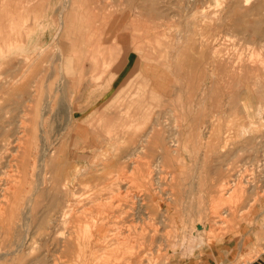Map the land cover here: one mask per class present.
Segmentation results:
<instances>
[{"label":"rangeland","instance_id":"1","mask_svg":"<svg viewBox=\"0 0 264 264\" xmlns=\"http://www.w3.org/2000/svg\"><path fill=\"white\" fill-rule=\"evenodd\" d=\"M165 1L124 0L121 9L102 10L111 0H0V188L8 180L23 183L6 218L0 214V264H169L172 256L213 250L236 230L247 209L250 214L261 203L264 0L248 5L236 0L230 19L224 2L218 3L210 24L198 20L213 9L194 11L181 23H149L150 3L156 8ZM155 8L154 16H187L185 9ZM118 10L124 25L115 22ZM118 27L124 29L117 33ZM123 32V44H117ZM153 32H162L161 38L154 39ZM165 33L185 38L176 42ZM182 46L188 56H172ZM131 49L141 54V65L125 92L105 118L100 108L87 115L85 108L112 83L113 68ZM154 65L160 69L153 71ZM155 76L159 83L167 78L162 91L154 88ZM33 129L41 156L36 176L28 173L21 180L12 152L1 159L3 144L18 148L22 132L29 130V139ZM151 142L156 151L146 148ZM67 206L73 212L64 224ZM93 218L99 232L84 257L72 253L75 247L71 257L64 255L66 242H55L57 231L76 234ZM109 232L118 235L103 241ZM25 235L39 239L38 245L17 248Z\"/></svg>","mask_w":264,"mask_h":264},{"label":"crops","instance_id":"2","mask_svg":"<svg viewBox=\"0 0 264 264\" xmlns=\"http://www.w3.org/2000/svg\"><path fill=\"white\" fill-rule=\"evenodd\" d=\"M221 2H224V6L228 8V14L230 19L232 9L236 8V0H166L164 5L156 8V3H150L148 7L149 14L147 15V17H149V23L151 24H173L181 23L183 20H191L193 18V12L199 9H213L211 15L209 14L208 16H199L200 21L198 20V22H206L207 24H210L211 22H213L215 14L214 9H216L219 6L218 3L221 4ZM123 5L124 0H111V2L106 4L104 2V4H102L100 8L103 10L104 8L111 6L121 9ZM154 8L159 10L161 8H165L166 10L185 9L187 12V16L184 18L178 17L177 13L164 15L160 13L159 15L154 16ZM116 16L117 19L115 22L120 25H124L126 21L125 15H121L118 10ZM225 18L226 15H224V19ZM156 28L157 26L155 27V29ZM121 29H124V27H118L117 33ZM161 34L162 32H153L152 37H154V39H160L161 37H159V35ZM164 36L165 38L173 37L172 40H175L176 42H179L180 40H183V38H185L184 36L174 37V35L170 33H165ZM117 37V44L122 45L123 40L125 39L124 32L120 33V35H117ZM168 45L170 44H167V46ZM187 50L188 49L186 47L182 46L177 49L176 52L173 51L174 53L172 54V56H188L189 53ZM140 56L141 54H138L132 49L129 53H127V56L124 54L123 60L120 62L118 61L117 67L113 68V71L115 70L116 73L112 83H109L99 95H94V98H92L90 104H88V106L85 108V111H87V115L94 114L96 110L100 108L101 117L105 118V113H108L106 112V110L113 106L115 102L114 100L120 99L118 95H121L122 92H125L129 83V79H131L132 76L134 77L135 73L140 68ZM131 57L133 58L130 59ZM152 69L153 71H157L160 68L158 66H155L152 67ZM119 79L120 81H118ZM154 80V88H156L155 90L158 89L162 91L163 89H165V85L162 84H166V77L159 78L161 83L158 82V77L156 76ZM114 81L115 83L118 82L116 86H114ZM125 103H127V101H125ZM106 117L109 118L108 114ZM152 145L153 144H149V146L147 147L150 152L156 151L155 146ZM125 151L129 152L131 151V149L128 148ZM124 162H128V160H124ZM124 166L131 167L133 166V164L126 163L124 164ZM213 248V250L204 249L202 252H196L192 256H172L169 264H240L241 259L243 257L248 256L254 257V259L252 260L253 264H264V197L261 199V203L258 204L250 214H248L247 209L236 230L230 233L222 242L215 243V245H213Z\"/></svg>","mask_w":264,"mask_h":264},{"label":"bare ground","instance_id":"3","mask_svg":"<svg viewBox=\"0 0 264 264\" xmlns=\"http://www.w3.org/2000/svg\"><path fill=\"white\" fill-rule=\"evenodd\" d=\"M251 2V0H245V3H246V5H248L249 3ZM251 4V3H250ZM94 34V33H93ZM236 55V54H235ZM238 55V54H237ZM191 56V55H190ZM216 56V55H215ZM189 58V57H188ZM191 58V57H190ZM220 58V57H219ZM231 58V57H230ZM236 58H237V56H236ZM252 58V57H251ZM224 59V58H223ZM233 59V58H232ZM231 59V60H232ZM230 60V61H231ZM198 61V60H197ZM250 61H252V59L250 60ZM191 62H193V60L191 61ZM233 62V61H232ZM247 62V61H246ZM194 63V62H193ZM187 64V63H186ZM195 64V63H194ZM199 64V63H198ZM197 63L195 64V65H198ZM190 66H192V65H190ZM196 68H197V66H196ZM194 70H195V68H194ZM193 70V71H194ZM190 71H192V68L190 69ZM190 71H189V73H190ZM108 72V71H107ZM192 73V72H191ZM192 75V74H191ZM195 84V83H194ZM48 100V99H47ZM137 100H138V98H137ZM134 101V100H133ZM139 101H141V100H139ZM49 102V101H48ZM60 102V101H59ZM137 102V101H136ZM47 103V102H46ZM51 103V102H50ZM49 103V104H50ZM228 103V102H227ZM46 105V104H45ZM51 105V104H50ZM244 109L246 110V111H248L249 110V106H248V92H247V97L244 99ZM46 106H48V105H46ZM54 106V105H53ZM58 106H59V104H58ZM50 109V108H49ZM139 109V108H138ZM48 111V110H47ZM127 112H129V111H127ZM125 115V114H124ZM126 115H127V113H126ZM128 115H130V112H129V114ZM166 115V114H165ZM47 116H48V114H47ZM43 117V116H42ZM157 117V116H156ZM167 117V116H166ZM125 118H127L126 116H125ZM129 118V117H128ZM151 118V117H150ZM160 118V117H159ZM41 119H43V118H41ZM153 119V118H152ZM168 121V120H167ZM110 122V121H109ZM156 122V121H155ZM177 122V121H176ZM157 123H158V121H157ZM147 124V123H146ZM166 124H168L167 122H166ZM157 125V124H156ZM193 125V124H192ZM167 126V125H166ZM177 126V125H176ZM156 127H158V126H156ZM184 127V126H183ZM182 127V128H183ZM74 128V127H73ZM167 128V127H166ZM30 129V128H29ZM245 129V128H244ZM246 129H248V128H246ZM161 129L159 128V131H160ZM27 131H29V130H25V131H23L22 132V137H19V146H18V148H17V146L15 147V148H11L10 147V145H11V142L9 143V141H5V143L3 144V152H2V154H3V156H2V158L1 159H3V158H5V159H7V156H6V154H10L11 152V154L13 155L12 157H13V160L14 161H16V159L19 161H17L18 163H19V165H17V167H16V165H15V167H16V171H17V173H19L20 175H19V177H20V179L22 180V178L24 179V177L26 178L27 177V174L29 173L30 175H31V177H35L36 176V166H37V160H38V158L41 156L40 155V151H39V145H38V135H36L35 134V131H34V129L31 131V138L29 137V139L27 138V136L29 135V133L28 134H26L27 133ZM26 132V133H25ZM150 132H151V130H150ZM153 132V131H152ZM161 132V131H160ZM190 132V131H189ZM247 132V131H246ZM21 133V132H20ZM97 133V132H96ZM192 133V132H191ZM17 134H19V132L17 133ZM75 134V133H74ZM95 134V133H94ZM154 134V133H153ZM79 136V135H78ZM177 136V135H176ZM150 137H152V136H150ZM174 137H175V134H174ZM144 139V138H143ZM148 139H149V137H148ZM169 139H170V137H169ZM172 139V138H171ZM17 140V139H16ZM137 140V139H136ZM176 140V139H175ZM4 141V140H3ZM144 141V140H143ZM149 141V140H148ZM17 142V141H16ZM30 143L32 144L31 146H30ZM143 143V142H142ZM149 143H150V141H149ZM175 143V142H174ZM173 143V144H174ZM264 143V142H263ZM151 144H152V142H151ZM176 144V143H175ZM174 144V145H175ZM179 144V143H178ZM144 145V144H143ZM151 146V145H150ZM153 146V145H152ZM155 146H157V144L155 145ZM179 146V145H178ZM146 147V146H145ZM148 147V146H147ZM146 147V148H147ZM165 147V146H164ZM168 147V146H167ZM166 147V148H167ZM132 148V147H131ZM144 148V147H143ZM165 148V149H166ZM169 148V147H168ZM148 149V148H147ZM50 150V149H49ZM146 150V149H145ZM154 150V149H153ZM176 150V149H175ZM9 151H11V152H9ZM57 151V150H56ZM52 153L54 152L55 153V151H51ZM60 152V151H59ZM58 152V153H59ZM126 152V151H125ZM143 152V151H142ZM145 152V151H144ZM143 152V153H144ZM167 152V150L165 151V153ZM177 152V151H176ZM56 154V153H55ZM132 154V153H131ZM168 154V153H167ZM176 154V153H175ZM174 154V155H175ZM74 155V154H73ZM146 155H147V152H146ZM53 156V155H52ZM51 156V157H52ZM59 156H60V154H59ZM140 156V155H139ZM11 157V158H12ZM129 157H131V156H129ZM45 158V157H44ZM139 158V157H138ZM145 158H147V157H145ZM12 160V159H11ZM11 160H8L9 161V163H11ZM41 160V159H40ZM127 160V159H126ZM133 160H135V159H133ZM77 161V160H76ZM130 161H132L131 159H130ZM139 161H141V160H139ZM149 161V160H148ZM42 163H43V161H41ZM40 162V163H41ZM15 163V162H14ZM13 163V164H14ZM140 163V162H139ZM141 163H142V161H141ZM13 164L12 165H8L9 167H12L13 166ZM16 164V163H15ZM137 164V163H136ZM4 165V164H3ZM42 165V164H41ZM142 165V164H141ZM144 165V164H143ZM7 166V165H6ZM81 166V165H80ZM55 167V166H54ZM65 167V166H64ZM144 171H146L148 168L146 167V164L144 165ZM157 167V166H156ZM43 168V167H42ZM58 168V167H57ZM147 168V169H146ZM10 169V168H9ZM13 169V168H12ZM11 169V170H12ZM37 169H39V168H37ZM54 169V168H53ZM64 169V168H63ZM88 169V168H87ZM41 170H43V169H41ZM40 170V171H41ZM142 170V169H141ZM40 171H39V173H40ZM68 171H70V170H68ZM89 171V170H88ZM148 171H149V169H148ZM143 173V172H142ZM145 173V172H144ZM151 173V172H150ZM16 174V173H15ZM51 174V173H50ZM89 174V173H88ZM147 174H149V172H147ZM12 175H13V173H12ZM12 175H10V176H12ZM42 175V174H41ZM40 175V176H41ZM62 175V174H61ZM67 175V174H66ZM9 176V177H10ZM37 176H39V175H37ZM80 176H82V175H80ZM141 176V175H140ZM147 176V175H146ZM149 176V175H148ZM13 177V176H12ZM43 177V176H42ZM41 177V178H42ZM57 177V176H56ZM59 177H61V176H59ZM124 177V176H123ZM145 177V176H144ZM151 177H152V175H151ZM151 177L149 178V177H147V178H149V179H151ZM16 178V177H15ZM14 178V179H15ZM17 178H18V174H17ZM16 178V179H17ZM39 178V177H38ZM169 178V177H168ZM13 179V178H12ZM13 179V180H14ZM15 179V180H16ZM37 179V178H36ZM50 179V178H49ZM64 179V178H63ZM79 179V178H78ZM77 179V180H78ZM146 179V178H145ZM148 179V182L150 181ZM25 180V179H24ZM31 180V179H30ZM61 180V179H60ZM159 180V179H158ZM6 181V180H5ZM11 181V180H10ZM27 181H29V180H27ZM56 181H57V179H56ZM55 181V182H56ZM24 182V181H23ZM41 182V181H40ZM84 182V181H83ZM152 182V181H151ZM150 182V183H151ZM57 183H58V181H57ZM67 183V182H66ZM133 183V182H132ZM23 183H22V181H19V179H18V181L17 182H15V183H13V182H11V183H9V180H8V182L7 183H5L4 184V186H3V188H0V214L1 215H3V216H5L4 217V219L6 218V216L7 215H5V214H7L6 213V211H7V209L10 207V206H12L11 204H12V200L14 201V199H16V197H17V195H19V194H21L22 193V190H23V185H22ZM37 185H38V182L36 183ZM42 184V183H41ZM59 184V183H58ZM63 184H64V182H63ZM156 184V183H155ZM168 184V183H167ZM118 185V184H117ZM235 185V184H234ZM154 186V185H153ZM40 187V186H39ZM62 187V185L60 186V188ZM69 187V186H68ZM82 187V186H81ZM52 188V187H51ZM50 188V189H51ZM64 188H67V187H65L64 186ZM84 188H85V186H84ZM113 188H115V187H113ZM231 188V187H230ZM34 189V188H33ZM36 189H38V188H36ZM229 189V188H228ZM58 190V189H57ZM66 190V189H65ZM111 190L113 191V189L111 188ZM116 190V189H115ZM144 190V189H143ZM174 190V189H173ZM225 190H227V188L225 189ZM39 191V190H38ZM230 191H231V189H230ZM35 192V191H34ZM33 192V193H34ZM37 192V191H36ZM66 192V191H65ZM39 193V192H38ZM227 193V192H226ZM230 193V192H229ZM229 193H227V194H229ZM37 194V193H36ZM76 194H78V193H76ZM99 195V194H98ZM161 195V194H160ZM128 196V195H127ZM133 196V195H132ZM93 197V196H92ZM96 197V196H95ZM94 197V198H95ZM136 197V196H135ZM99 198V197H98ZM97 198V199H98ZM100 199H101V197H100ZM53 200V199H52ZM60 200V199H59ZM93 200V199H92ZM99 200V199H98ZM102 200H103V198H102ZM137 200V199H136ZM18 201V200H17ZM95 201V200H94ZM142 201V199L141 198H139L138 200H137V203L136 204H138L137 206H139L140 205V203H142L141 202ZM79 202V201H78ZM100 202V201H99ZM30 203V202H29ZM33 203V202H32ZM96 203H97V201H96ZM101 203H103V202H101ZM105 204V203H104ZM37 205V204H36ZM70 205V204H69ZM71 206V205H70ZM75 206V205H74ZM102 206V205H101ZM134 206V205H133ZM103 207V206H102ZM13 208V207H12ZM15 208V207H14ZM35 209H36V207H34ZM74 208V207H73ZM103 209V208H102ZM119 209V208H118ZM135 209V208H134ZM99 210V209H98ZM97 210V211H98ZM106 210V209H105ZM141 210V209H140ZM11 211V210H10ZM14 211V210H13ZM13 211H12V213H13ZM16 211V210H15ZM34 211V210H33ZM107 211V210H106ZM139 211V210H138ZM19 212H20V210H19ZM71 212H73L70 208H68V206L67 207H65V209H64V211H63V215H61V218H63V220H62V222L64 223V224H69V222H70V215H71ZM83 212V211H82ZM107 213H108V211H107ZM20 214V213H19ZM73 214V213H72ZM81 214V213H80ZM84 214V213H83ZM86 214V213H85ZM142 214V213H141ZM0 215V216H1ZM12 215V214H11ZM11 215H10V217H11ZM53 215V214H52ZM91 215V214H90ZM89 215V217L91 218V216ZM93 215V214H92ZM100 215V214H99ZM72 216V215H71ZM79 216V215H78ZM101 216V215H100ZM84 217V216H83ZM99 217V216H98ZM97 217V218H98ZM147 217V216H146ZM12 218H14V216H12ZM11 218V219H12ZM81 218H82V216H81ZM101 218V217H100ZM99 218V219H100ZM140 218V217H139ZM0 219H3V218H0ZM14 219H16V218H14ZM223 219V218H222ZM13 220V219H12ZM17 220V219H16ZM81 220V219H80ZM90 220H92V219H90ZM139 220V219H138ZM144 220V219H143ZM153 220V219H152ZM73 221V220H72ZM103 221H104V219H103ZM9 222V221H8ZM51 222V221H50ZM61 222V223H62ZM89 222V221H88ZM88 222H86L85 224H81L80 226H78L77 228H76V230H77V233L76 234H73L72 232H69V234H67L66 236H65V234H64V232H60L61 230H59V231H57L58 232V234L59 235H56L57 236V238L55 239V242H57V240H58V238L60 239V240H62V239H65V248H66V250H65V254L64 255H66L67 254V256H70V252L73 250L72 249V247H75V248H77V250H73L72 251V253H74V252H76V254H75V256L77 255V257L81 260L82 259V257H84V255H85V251H86V247L89 245L88 243L90 242V240H91V238H95V233H97V232H99V230H98V228H97V225L99 224L98 223V221H96V219L95 218H93V222L92 223H88ZM102 222V221H101ZM121 222V221H120ZM126 222V221H125ZM133 222V221H132ZM160 222V221H159ZM27 223V222H26ZM49 223V222H48ZM73 223V222H72ZM13 224H14V221H13ZM40 224H41V222H40ZM51 224V223H50ZM103 224V223H102ZM120 224V223H119ZM134 224V223H133ZM167 224V223H166ZM1 225V224H0ZM125 225V224H124ZM158 225V224H157ZM132 226V225H131ZM51 227V226H50ZM52 227H54V226H52ZM62 227V226H61ZM64 227V226H63ZM70 227V226H69ZM124 227V226H123ZM136 227V226H135ZM134 227V228H135ZM58 228H60V225L58 226ZM72 228V227H71ZM11 229V228H10ZM38 229H40V228H38ZM61 229H63V228H61ZM75 229V228H74ZM4 230V229H3ZM52 230V229H51ZM65 230V229H64ZM70 230V229H69ZM75 230V231H76ZM128 230V229H127ZM50 231V230H49ZM63 231V230H62ZM28 232V231H27ZM38 232H39V230H38ZM204 232V231H203ZM26 233V232H25ZM109 233H111V232H109ZM133 234H135L134 233V231L132 232ZM145 233V232H144ZM147 233V232H146ZM145 233V234H146ZM129 234H130V232H129ZM148 234H150V232L148 233ZM32 235V234H31ZM30 235V236H31ZM50 236H49V238L51 237V236H54L53 234L51 235V234H49ZM118 235V233H111V236L110 235H105V236H103L102 238H103V241L105 240L106 241V239L108 240V241H112L113 239H115L116 238V236ZM142 236H143V234H142ZM28 237H29V235H25V236H21V238H22V240H23V242L20 240V239H18V243H17V245H16V247L17 248H24V247H26L27 246V249H28V247H30L31 245H33V244H37V242H38V240H36V239H33L32 237H29V240H28ZM130 237V236H129ZM155 237V236H154ZM48 238V237H47ZM145 237H143V239H144ZM149 238V237H148ZM142 239V238H141ZM153 239V238H152ZM151 239V240H152ZM31 240V243L29 242ZM53 240V239H52ZM95 240H97V239H95ZM21 241V242H20ZM54 241V240H53ZM98 241H99V239H98ZM102 241V240H101ZM58 242H59V240H58ZM126 242V241H125ZM153 242V241H152ZM61 243V242H60ZM104 243V242H103ZM108 243V242H107ZM106 243V244H107ZM27 244V245H26ZM52 244V243H51ZM55 243L53 242V245H54ZM62 244V243H61ZM102 244V243H101ZM38 245V244H37ZM94 245H95V243H94ZM108 245V244H107ZM140 245H141V243H140ZM58 246H59V243H58ZM96 246V245H95ZM138 246V245H137ZM39 247V246H38ZM47 247V246H46ZM108 247V246H107ZM42 248V247H41ZM40 248V249H41ZM58 248V247H57ZM74 248V249H75ZM93 248V247H92ZM102 248V247H101ZM130 248V247H129ZM19 249H18V251H19ZM30 249V248H29ZM28 249V250H29ZM100 249V248H99ZM63 250V249H62ZM21 251V250H20ZM91 251V250H90ZM51 252V251H50ZM32 253V252H31ZM149 254V253H148ZM47 255V254H46ZM45 255V256H46ZM55 255V254H54ZM57 255V254H56ZM62 255V254H61ZM49 256V255H48ZM58 256V255H57ZM56 256V257H57ZM60 256V255H59ZM74 256V255H73ZM91 256V255H90ZM47 257V256H46ZM51 257V256H50ZM49 257V258H50ZM71 257V256H70ZM70 257H69V259H70ZM76 257V258H77ZM43 258H44V256H43ZM60 258V257H59ZM67 258V257H66ZM41 259V258H40ZM53 259V258H52ZM68 258H67V260H69ZM73 259H75V258H73ZM72 259V260H73ZM152 259V258H151ZM59 260H61V258L59 259ZM66 260V259H65ZM66 260V261H67ZM103 260V259H102ZM20 261V260H19ZM40 261V260H39ZM62 261H64V258L62 259ZM69 261H71V260H69ZM69 261H68V263H69ZM128 261V260H127ZM47 263H48V261H46ZM55 262V261H54ZM83 262V261H82ZM81 261H80V263H82ZM50 263V262H49ZM57 263V262H56ZM44 264H46L45 262H44ZM59 264V263H58ZM70 264V263H69ZM75 264V263H74ZM83 264H87V263H83Z\"/></svg>","mask_w":264,"mask_h":264},{"label":"built area","instance_id":"4","mask_svg":"<svg viewBox=\"0 0 264 264\" xmlns=\"http://www.w3.org/2000/svg\"><path fill=\"white\" fill-rule=\"evenodd\" d=\"M240 264H253V261H251V262H241Z\"/></svg>","mask_w":264,"mask_h":264}]
</instances>
